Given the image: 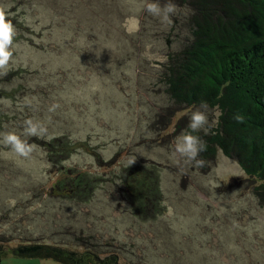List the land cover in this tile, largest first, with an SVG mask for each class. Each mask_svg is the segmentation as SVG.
Returning a JSON list of instances; mask_svg holds the SVG:
<instances>
[{"label": "rangeland", "instance_id": "1", "mask_svg": "<svg viewBox=\"0 0 264 264\" xmlns=\"http://www.w3.org/2000/svg\"><path fill=\"white\" fill-rule=\"evenodd\" d=\"M60 1L76 19L49 17L38 0H0L7 247L32 236L81 250L77 235L119 264H264V189L222 150H200L219 109L189 107L167 124L177 107L165 65L190 35V6ZM52 138L61 140L55 155L41 145ZM83 174L71 189L68 179ZM146 177L158 182L153 198L136 194ZM1 264L63 263L7 255Z\"/></svg>", "mask_w": 264, "mask_h": 264}, {"label": "trees", "instance_id": "2", "mask_svg": "<svg viewBox=\"0 0 264 264\" xmlns=\"http://www.w3.org/2000/svg\"><path fill=\"white\" fill-rule=\"evenodd\" d=\"M38 1L41 8L51 9L47 10L49 17L59 11L67 15L60 0ZM178 1L187 3L192 11L190 35L168 55L165 65L166 93L177 107L169 114L167 124L176 112L189 107L218 108L217 125L206 135L201 153L211 157L217 148L222 150L235 158L247 176L258 181L257 189H264V0ZM71 14L76 16L74 10ZM60 141L46 139L41 145L55 155ZM83 175L68 179L71 189L87 180ZM137 183L138 196L148 194L143 196L153 198L160 190L158 182L151 178L138 179ZM128 202L134 215L145 214L144 202L140 200L139 208L132 200ZM10 239L0 237V264L7 255L52 259L63 264H119L118 256L102 252L91 236L74 235L81 250L32 236L8 248Z\"/></svg>", "mask_w": 264, "mask_h": 264}]
</instances>
